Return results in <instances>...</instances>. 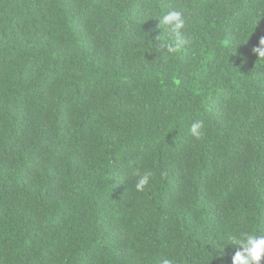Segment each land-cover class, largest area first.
Instances as JSON below:
<instances>
[{
  "label": "trees",
  "instance_id": "16d2710c",
  "mask_svg": "<svg viewBox=\"0 0 264 264\" xmlns=\"http://www.w3.org/2000/svg\"><path fill=\"white\" fill-rule=\"evenodd\" d=\"M261 37L264 0H0V264H232L264 235Z\"/></svg>",
  "mask_w": 264,
  "mask_h": 264
},
{
  "label": "clouds",
  "instance_id": "9594fccd",
  "mask_svg": "<svg viewBox=\"0 0 264 264\" xmlns=\"http://www.w3.org/2000/svg\"><path fill=\"white\" fill-rule=\"evenodd\" d=\"M160 19L164 25L170 28L175 38L178 39L181 36L182 30L185 29L184 14L181 10H170L164 13ZM180 43H183V41H180L177 45ZM165 46L169 56L177 50L171 43H165ZM252 53L258 57H264V37H261L258 45L252 48ZM202 127V121L193 122L190 126V134L199 139L203 135ZM216 152L219 151L215 150ZM134 175L136 176L135 189L138 192L145 191L150 184L152 174H140L139 171H136ZM229 244L239 246L232 257V264H262V261H264V235L258 236L255 233H243L240 237H230V242L227 245ZM225 247L221 246L217 256L224 255ZM163 264H172V262L165 259Z\"/></svg>",
  "mask_w": 264,
  "mask_h": 264
}]
</instances>
